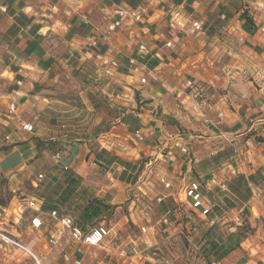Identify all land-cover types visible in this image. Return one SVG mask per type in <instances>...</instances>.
I'll list each match as a JSON object with an SVG mask.
<instances>
[{"label": "crops", "instance_id": "1", "mask_svg": "<svg viewBox=\"0 0 264 264\" xmlns=\"http://www.w3.org/2000/svg\"><path fill=\"white\" fill-rule=\"evenodd\" d=\"M219 2L135 0L133 6L129 0H0V128L16 127L6 112L10 100L18 101L21 113L31 105L38 84L89 63L99 76L114 82L113 95L120 98L115 101L123 104L109 125L98 123L95 137L73 142L62 163L39 172L48 180L40 189L46 212L52 208L49 204L59 205L65 196H69L66 211L80 208L79 203L84 208L92 199L90 193L118 205L117 211L128 200L132 210V195L140 192L160 193L190 207L186 195L180 197L188 183L200 180L207 191L222 187L240 173L259 178L261 183L253 189L255 194L262 193L264 139H255L253 133L264 137V0H244V8L231 17L226 29L244 40L239 68L233 66V59L219 64L223 51L219 48L227 46L226 42H210V21L216 17ZM178 4L188 19L201 21L202 32L178 33L179 29L168 27L172 8ZM138 6L145 10L146 18L127 20L106 42L120 69L103 67L98 55L105 53V41L101 39L94 47L91 38L101 37L106 23L118 17V10ZM168 40L173 46L166 45ZM140 43H146L150 50L143 58L137 52ZM132 57H137L136 63H130ZM189 80L206 91V99L193 95L194 90L187 86ZM2 136L0 132L1 141ZM27 137L18 131L9 147L0 150V176L8 179L13 191L30 178L34 164L40 162L41 143ZM176 140L189 152L176 148ZM65 165L67 169H63ZM98 168L107 171L111 183L97 187ZM253 207L259 209V203ZM131 215L120 216L116 223L124 227L126 220L133 221ZM19 222L13 234L31 244L44 264L85 263L84 256L74 253L84 251L86 244L65 236L63 247L49 246L48 237L56 226L52 219L38 230L33 229L30 219ZM62 249L71 253L70 261L62 256ZM17 260L34 264L31 258L20 255L8 263ZM227 260L230 264H264V229L242 238Z\"/></svg>", "mask_w": 264, "mask_h": 264}, {"label": "rangeland", "instance_id": "2", "mask_svg": "<svg viewBox=\"0 0 264 264\" xmlns=\"http://www.w3.org/2000/svg\"><path fill=\"white\" fill-rule=\"evenodd\" d=\"M244 4V0H220L215 7L214 12L216 14L214 16L216 17L210 21L212 22V31L209 34L210 42L216 40L222 43L226 42L228 44L226 45L230 47L229 49L227 46L220 45L219 51H223L219 54V64L229 63L233 59V66L240 67V63L237 61L244 57L241 50L244 46V40L236 33L230 34L226 29L233 18L232 16L244 8ZM222 7L225 10H220ZM224 13L225 16H221ZM117 69H120V66ZM113 85L115 84L111 82L109 77L99 76L96 67L90 63L86 66L65 70L56 79L42 82L36 86L35 97L31 99V105L18 115H11L10 120L17 123L14 124L16 126L14 129L8 126L6 129L0 128V132L3 134H12L13 140L18 131H24L28 140L41 143L40 150L42 151L40 162L34 164V173L30 174V178H27L19 189L11 190L8 179L0 176L1 229L16 234V229H19L16 226L17 223H20L19 220L30 219V214L33 211L22 212L20 203L24 205L26 200L31 197L41 199V185L46 184L48 180L46 176L38 180V174L39 172H48L56 164H60L56 162L55 155L57 153L64 155L67 147L73 142L79 143L82 142V138L95 137L97 134L95 128L98 123L109 125L116 113L123 109L121 108L123 104L115 101L120 98L113 95L115 90ZM122 100H125L124 97ZM35 117L37 118L35 119ZM24 120L33 122L34 129L32 131L21 129L20 124ZM256 133H253L255 139H264L262 135ZM13 140L6 142L0 139V150L8 148ZM98 169L99 171L95 173L97 187L111 183L107 171ZM246 177L252 194L250 199L245 202L241 201L240 195L235 197L227 191H225L227 196L220 193L219 189H223L222 187L207 189V192L218 201L222 210L221 214L216 217L215 223H211L209 217L203 219V217L198 216L188 206L187 202L186 204L183 202L176 204L169 197L159 202L157 198L163 196L160 193L154 195L140 192L138 195H132V199L135 201L131 203L132 210L129 206L130 200H128L121 204L120 212L117 211L118 205L103 202L110 207L104 208L100 216L84 222V226L91 227L105 223L111 229L110 235L102 245H88L84 251H78L74 254H80L81 258L84 256V264H230L231 261L227 260L229 254L220 258V253L209 244L206 235L217 233L226 239L229 234L238 233L245 238L255 235L259 228L264 229V189L260 195L255 194L253 188L261 183L260 179L254 175ZM59 179L62 181L63 176ZM90 196L92 199L103 201L101 196H95L93 193H90ZM180 197H185L184 192ZM254 197L255 199H253ZM80 198L84 200L85 197L80 196ZM146 203L151 206L147 217L149 224L155 227L154 233L151 235L153 245L150 248L144 244V236L140 233V226L147 223L144 216ZM256 203H259V209L253 207ZM79 204L82 206L73 209L74 211L70 214L81 222L79 211L82 210L84 204ZM63 209L65 208L63 207ZM167 209H171L170 223L164 224L160 222V218ZM125 215H131L134 222L126 220L124 227H122L116 221L120 216L124 217ZM120 227L122 230H118ZM47 241L50 247H54L49 243V240ZM126 244L129 249L133 244L138 245V248L143 251L142 258L137 257L133 260L121 258L118 251L122 245ZM28 245L35 250L31 244ZM55 247H63V241L61 245ZM0 253L4 264H10L8 263L10 258L14 259L19 255L24 257L14 248L5 249L0 246ZM66 253L71 255L70 252L62 249V256ZM20 263L17 260L11 264Z\"/></svg>", "mask_w": 264, "mask_h": 264}, {"label": "built area", "instance_id": "3", "mask_svg": "<svg viewBox=\"0 0 264 264\" xmlns=\"http://www.w3.org/2000/svg\"><path fill=\"white\" fill-rule=\"evenodd\" d=\"M153 0H144V3H150ZM224 17V15H223ZM146 18L145 10L141 9V6L138 7H129L126 9L118 10V17L111 19L106 23V28L101 34V37H93L91 38V44L94 47L99 46L101 43V39L105 41L104 43V52L102 55H98L100 58L101 65L105 68H118L119 62L116 58L112 56L111 53L108 52L109 47L106 42L109 39V36L116 32L127 20L131 19L135 22L143 21ZM168 27L171 29H179L180 32H189L192 34H198L203 31V25L201 21L188 19L185 9L182 5H175L172 8L170 19L168 22ZM264 30V26H263ZM166 45L171 47L173 46V41L168 40ZM106 49V50H105ZM138 56L145 57L150 53V50L146 43H140L138 45ZM137 57H132L130 59V63H136ZM145 82L146 79H143ZM22 83L21 80L17 81V85ZM187 86L194 90L193 95L200 99H206V91L203 88H199V86L195 85L194 81H187ZM7 112L11 115H18V101L12 99L8 102ZM37 117H35L36 119ZM21 129L25 131H32L34 129V124L31 121H22ZM139 139H143L142 134L136 135ZM3 140L6 142L12 141V134H3ZM174 146L179 148L182 152L188 153L189 149L186 145H184L179 140L174 142ZM56 162L62 163L64 158L61 153H57L55 155ZM68 166H63V169H67ZM44 177V174L40 173L38 175V180H41ZM167 187L170 186V183H165ZM222 188L225 189L226 185H222ZM184 194L186 195L190 208L200 217L208 218L210 212L214 209L216 202L214 198H211L207 191L202 186L200 180H193L188 183L184 187ZM164 196H159L157 200L161 202L164 200ZM43 201L37 197H31L26 200L24 205L20 203V208H22V212L26 210H32L33 213L30 214L31 226L33 229H40L44 222L47 219H52L55 221V228L49 235V243L52 246H59L62 244L63 238L68 236L70 240H73L80 244H86L90 246H100L102 245L107 237L111 233V229L105 223H99L97 225L91 227H83L79 225L72 215H61L58 209H50L47 212L44 211ZM151 206L149 203L145 204L144 216L146 218L147 223L142 224L140 226V233L144 236L143 242L146 244L147 248H150L153 245L151 235L154 233L155 227L152 224H149L148 215ZM170 214L171 209H167L163 216L160 218V222L164 224L170 223ZM216 218H210L211 223H215ZM0 246L3 248H14L21 252H23L24 256L31 258L34 264H44L41 257L35 253V251L25 242H23L19 237L9 231L0 228ZM118 255L123 259H135L137 257L142 258L143 251L138 248V245L133 244L130 249L128 245H122L118 251ZM64 258L67 261L71 260V255L66 253L64 254ZM0 264H4L3 257L0 253Z\"/></svg>", "mask_w": 264, "mask_h": 264}, {"label": "trees", "instance_id": "4", "mask_svg": "<svg viewBox=\"0 0 264 264\" xmlns=\"http://www.w3.org/2000/svg\"><path fill=\"white\" fill-rule=\"evenodd\" d=\"M129 3L133 4V6H135V0H129ZM220 10H225V9H224V7H222ZM227 15H230V13H227ZM258 140H262V139H258ZM225 185L227 186V188L226 189H219L220 193H223L227 196L228 194L225 193V191H227V192H230L235 197L240 195L241 201H243V202L248 201L250 199L251 194H252V189L249 185V182L247 180L246 175L237 174V175L231 177L229 180H227ZM68 197L69 196H65V198L63 199V203L59 202V205L49 204V206H52L51 209H58L60 211L61 215H71L70 211L68 212L65 209H61L62 207H64V204H66V202L68 201ZM211 198H213V195L211 196ZM215 202H216V205L214 206V209L210 212L209 218H216L218 216V214H221V211H222L221 206L217 200ZM234 202H236L235 199H234ZM60 205H63V206H60ZM109 207H110V205L104 204L103 201H101L100 199H91L89 201V203L86 204V206L84 208H82V210L79 211L80 217H81V222L77 221L76 218H74V219L76 220V222L79 225H81L83 227H87V226H84V222L90 221L94 217L100 216L102 214L103 209L104 208L108 209ZM211 232H212V230H211ZM206 236H207V240H208L209 244L212 247H214L216 250H218V252L220 253L219 254L220 258L229 254V252L231 250H233L236 246H238L240 244V241L242 240V238H244V237L240 236L238 233H231L227 236L226 239H223L217 233L215 235L213 234V235H206Z\"/></svg>", "mask_w": 264, "mask_h": 264}]
</instances>
